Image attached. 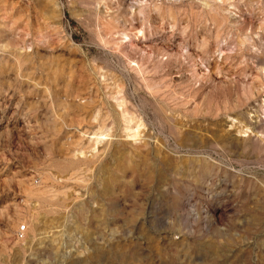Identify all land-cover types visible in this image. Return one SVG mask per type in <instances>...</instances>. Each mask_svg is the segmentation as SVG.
I'll return each instance as SVG.
<instances>
[{"label":"rangeland","instance_id":"obj_1","mask_svg":"<svg viewBox=\"0 0 264 264\" xmlns=\"http://www.w3.org/2000/svg\"><path fill=\"white\" fill-rule=\"evenodd\" d=\"M0 264H264V0H0Z\"/></svg>","mask_w":264,"mask_h":264},{"label":"built area","instance_id":"obj_2","mask_svg":"<svg viewBox=\"0 0 264 264\" xmlns=\"http://www.w3.org/2000/svg\"><path fill=\"white\" fill-rule=\"evenodd\" d=\"M25 231H26V227L24 224H21L17 229H16V236L18 238H23L24 237V234H25Z\"/></svg>","mask_w":264,"mask_h":264},{"label":"bare ground","instance_id":"obj_3","mask_svg":"<svg viewBox=\"0 0 264 264\" xmlns=\"http://www.w3.org/2000/svg\"><path fill=\"white\" fill-rule=\"evenodd\" d=\"M122 103V102H121ZM132 119V118H131ZM138 125V124H137ZM127 126V125H126ZM130 126H131V123H130ZM127 128H128V126H127ZM138 129V128H137ZM109 131V130H108ZM95 133V132H94ZM98 133V132H97ZM98 135V134H97ZM105 135H107V134H105ZM108 135H109V132H108ZM135 135V134H134ZM94 136V135H93ZM101 137V136H100ZM103 137V136H102ZM93 139V138H92Z\"/></svg>","mask_w":264,"mask_h":264}]
</instances>
